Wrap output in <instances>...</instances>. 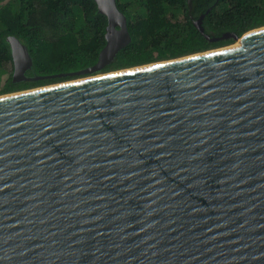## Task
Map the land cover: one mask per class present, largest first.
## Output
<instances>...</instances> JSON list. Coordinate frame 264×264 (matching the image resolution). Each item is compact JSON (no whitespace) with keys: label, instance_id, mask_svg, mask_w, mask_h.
I'll use <instances>...</instances> for the list:
<instances>
[{"label":"water","instance_id":"water-1","mask_svg":"<svg viewBox=\"0 0 264 264\" xmlns=\"http://www.w3.org/2000/svg\"><path fill=\"white\" fill-rule=\"evenodd\" d=\"M94 1L107 44L72 76L131 43L117 0ZM230 37L0 97V264H264V28Z\"/></svg>","mask_w":264,"mask_h":264},{"label":"trees","instance_id":"trees-1","mask_svg":"<svg viewBox=\"0 0 264 264\" xmlns=\"http://www.w3.org/2000/svg\"><path fill=\"white\" fill-rule=\"evenodd\" d=\"M6 1L0 0V74L8 72L3 93L68 81L97 65L108 20L94 0ZM117 6L131 43L103 73L225 48L236 42L226 35L241 38L264 28V0H117ZM201 17L204 34L196 27ZM11 37L32 59L28 81L13 82Z\"/></svg>","mask_w":264,"mask_h":264},{"label":"rangeland","instance_id":"rangeland-1","mask_svg":"<svg viewBox=\"0 0 264 264\" xmlns=\"http://www.w3.org/2000/svg\"><path fill=\"white\" fill-rule=\"evenodd\" d=\"M7 1H9V0H7ZM7 1H6V2H7ZM6 2H5V3H6ZM5 3H2V4H5ZM237 44H239V41L235 42V44H233V45H231V46H235V45H237ZM228 47H230V46H228ZM215 50H217V49H215ZM211 51H213V50H211ZM208 52H209V51H208ZM154 64H155V63H154ZM120 71H121V70H120ZM114 72H117V71H114ZM114 72H109V73H114ZM109 73H103V72L101 71L100 73H98V74H96V75H91V76H89V75H87V76L82 75V76H78V77H76V78H74V79H70V80H68V81H61V82H57V83H55V84H49V85H46V86H40V87L31 88V89H29V90H21V91L14 92V93H10V94H5V93H3V90H4V86H3V85H4V83H5L6 79H7V74H8V72H5L4 74H0V97L7 96V95H13V94L24 93V92H28V91H34V90H37V89H43V88L54 87V86H57V85H63V84H67V83L80 82V80H85V79L93 78V77H97V76H103V75H105V74H109Z\"/></svg>","mask_w":264,"mask_h":264},{"label":"bare ground","instance_id":"bare-ground-1","mask_svg":"<svg viewBox=\"0 0 264 264\" xmlns=\"http://www.w3.org/2000/svg\"><path fill=\"white\" fill-rule=\"evenodd\" d=\"M238 46H240V42H239V44H237V45H235V46H233V47H238ZM157 64V63H156ZM99 77H103V76H97V77H93V78H99ZM93 78H88V79H85V80H89V79H93ZM85 80H80V81H85ZM74 83V82H73ZM67 84H71V83H67ZM63 85H65V84H63ZM43 89H45V88H43ZM38 90H41V89H38ZM31 92H33V91H31ZM19 94H22V93H19ZM15 95V94H14ZM7 96H11V95H7ZM7 96H3V97H7ZM2 97V98H3Z\"/></svg>","mask_w":264,"mask_h":264},{"label":"flooded vegetation","instance_id":"flooded-vegetation-1","mask_svg":"<svg viewBox=\"0 0 264 264\" xmlns=\"http://www.w3.org/2000/svg\"><path fill=\"white\" fill-rule=\"evenodd\" d=\"M13 65H14V64H13ZM14 69H15V68H14ZM14 69H13V74H14ZM28 71H29V70H28ZM28 71H27V72H28ZM27 72H26V73H27ZM24 76H25V74H24ZM28 80H29V79L27 78V80H24V81H28ZM24 81H22V82H24Z\"/></svg>","mask_w":264,"mask_h":264}]
</instances>
